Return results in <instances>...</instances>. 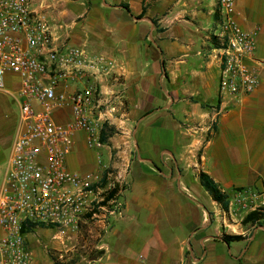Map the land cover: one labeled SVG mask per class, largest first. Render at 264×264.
I'll list each match as a JSON object with an SVG mask.
<instances>
[{
    "label": "crops",
    "instance_id": "obj_1",
    "mask_svg": "<svg viewBox=\"0 0 264 264\" xmlns=\"http://www.w3.org/2000/svg\"><path fill=\"white\" fill-rule=\"evenodd\" d=\"M31 8L46 17L57 46L105 54L120 78L100 79L101 97L116 107L107 111L113 135L94 150L79 132L66 159L70 171L106 166L126 182L122 216L88 228L89 264H255L264 239L229 255L226 246L237 242L227 245L221 230L231 209L221 210L198 176L208 174L229 197L242 187L264 190V0H236L241 28L258 31L259 85L212 127L221 101L217 0H31ZM9 80L15 94L18 79ZM18 132L19 108L0 157V189Z\"/></svg>",
    "mask_w": 264,
    "mask_h": 264
},
{
    "label": "built area",
    "instance_id": "obj_2",
    "mask_svg": "<svg viewBox=\"0 0 264 264\" xmlns=\"http://www.w3.org/2000/svg\"><path fill=\"white\" fill-rule=\"evenodd\" d=\"M217 12L221 101L211 109V127L228 105L256 90L260 67L254 57L258 31L241 28L236 0H217ZM54 41L50 24L32 10L31 0H0V92L19 108V132L0 189V264H35L29 236L39 230L50 231L63 246L75 241L83 226L106 229L123 214L126 182L119 172L103 166L79 173L66 165L79 132L88 148L104 146L107 111L115 113L116 107L101 97L100 79L113 76L119 84L116 63L105 54ZM10 78L18 79L15 94L6 89ZM63 115L67 118L59 120ZM263 204L264 190L251 188L235 190L229 199V207L247 213Z\"/></svg>",
    "mask_w": 264,
    "mask_h": 264
},
{
    "label": "rangeland",
    "instance_id": "obj_3",
    "mask_svg": "<svg viewBox=\"0 0 264 264\" xmlns=\"http://www.w3.org/2000/svg\"><path fill=\"white\" fill-rule=\"evenodd\" d=\"M14 82L17 83L16 80H7L6 89H9V87H15L16 84ZM17 117L18 107L15 104L14 99L10 95L0 92V157L2 154L5 155V153H7V149H4V144L9 137L10 131L14 126ZM3 167L4 165L0 166V172H3ZM242 188H251L254 190H258L253 186ZM231 196L229 197V199H231ZM260 208H264V204L260 205ZM229 210L231 211V214L228 213L224 215V222L222 224L223 229L221 230V234L242 235L244 237V240H247L244 243L237 242L230 244L229 247L226 246V252H228L229 255H235L237 249L241 247V252L237 255V257H241V255L249 245L248 242H250L251 240L253 241L254 239H264V232H262L261 228L258 226L251 227L250 225L242 224V220L247 214V211L245 209L235 205H231L229 207ZM89 226L91 225L83 226L81 234L75 241H66L65 243L67 245L64 249L56 242V240L51 239L50 231L39 230V234L29 236V239L31 240V246L37 257L36 260H38V264H89V261L91 260V257L93 255L88 242L89 238L87 236ZM65 249H67V251H64ZM55 250L61 251V258H59V253ZM262 250L263 252L259 256H257L255 264H264V248H262ZM246 256L248 257V255Z\"/></svg>",
    "mask_w": 264,
    "mask_h": 264
},
{
    "label": "trees",
    "instance_id": "obj_4",
    "mask_svg": "<svg viewBox=\"0 0 264 264\" xmlns=\"http://www.w3.org/2000/svg\"><path fill=\"white\" fill-rule=\"evenodd\" d=\"M113 135V129L111 127L105 126L104 130L101 134V141L103 143L107 142V139ZM199 182L200 185L205 189V191L210 195L211 199L220 205L221 210L224 212L228 211L229 208V194L221 191L217 184L212 180V178L204 173H199ZM103 183H105V177L103 178ZM243 225H250L251 227L264 226V209L259 208L253 211L248 212L243 220ZM244 237L242 235H223L222 240L229 245L231 242H238L243 240Z\"/></svg>",
    "mask_w": 264,
    "mask_h": 264
}]
</instances>
